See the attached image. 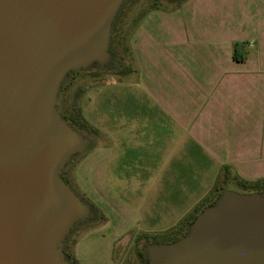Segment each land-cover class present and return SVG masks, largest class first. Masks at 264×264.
Returning <instances> with one entry per match:
<instances>
[{"label":"rangeland","instance_id":"1","mask_svg":"<svg viewBox=\"0 0 264 264\" xmlns=\"http://www.w3.org/2000/svg\"><path fill=\"white\" fill-rule=\"evenodd\" d=\"M212 1L202 0L198 4V0H123L111 21L107 57L88 63L76 61L61 77L51 108L73 147L56 155L52 174L71 193L78 209L77 220L59 233L52 246L53 253L64 264L68 262L61 258L60 244L79 264H141L137 251L142 249L145 253L147 244L154 242L152 237L144 238V234L163 235L201 202L211 200L217 205L224 193L253 195L264 200V188L245 190L241 181L252 180L239 175L230 177L233 172L226 170L212 193L209 184L215 178L210 163L204 161L186 162L182 171L181 162H173L175 167L170 164V169L165 168L164 172H161L164 162L160 160L143 161L147 162L145 168L133 160L124 164L110 162L114 153L108 152V128L104 124L115 99L119 109L124 106L125 110H140L141 106V97H125V81L139 84L143 72L140 58H146L147 69L154 67L150 75L157 74L158 67L161 71L165 31L181 24L180 18L182 24L190 22L187 15L177 14L180 7L192 10V7L205 9L207 2L217 3L215 8L231 4V0ZM126 66L134 72L121 73ZM99 123L106 128L96 134L94 126ZM93 139L96 149L103 146L100 150H94ZM134 144L141 145L136 141ZM153 173H160L158 179L149 178L148 174ZM226 175L230 177L228 182ZM158 181L159 187L152 185ZM78 198H85L86 205ZM88 199L99 207H92ZM191 231L192 227L181 239L189 237ZM63 235L66 238L61 241ZM148 261L151 264V253Z\"/></svg>","mask_w":264,"mask_h":264},{"label":"water","instance_id":"2","mask_svg":"<svg viewBox=\"0 0 264 264\" xmlns=\"http://www.w3.org/2000/svg\"><path fill=\"white\" fill-rule=\"evenodd\" d=\"M108 2L0 0V264H64L52 246L72 216L73 196L47 184L44 160L68 150L70 137L47 121L46 89L59 61L95 49ZM113 16L102 55L77 62L107 57ZM224 194L226 203L199 242L164 264H264V200ZM165 245L171 244L155 245L150 253Z\"/></svg>","mask_w":264,"mask_h":264},{"label":"crops","instance_id":"3","mask_svg":"<svg viewBox=\"0 0 264 264\" xmlns=\"http://www.w3.org/2000/svg\"><path fill=\"white\" fill-rule=\"evenodd\" d=\"M208 2L205 9L179 8L190 22L180 18L165 31L161 71L150 75L154 67L147 69L140 58L139 84L125 81V97H141V106L119 109L115 99L108 121L101 122L114 153L110 162L133 160L145 168L143 161L160 160L164 172L173 162H181L182 171L186 162L204 161L215 178L212 188L224 170L264 180V0H231L220 8ZM236 43L243 46L241 59L233 57ZM105 128L99 123L94 133ZM95 145L93 139L100 150L101 139L102 147Z\"/></svg>","mask_w":264,"mask_h":264},{"label":"bare ground","instance_id":"4","mask_svg":"<svg viewBox=\"0 0 264 264\" xmlns=\"http://www.w3.org/2000/svg\"><path fill=\"white\" fill-rule=\"evenodd\" d=\"M121 0H109L107 6L104 9L103 15L100 18L99 25H98V30H97V35H96V40H95V49H93L91 54L88 55H82V56H76L75 54H68L63 60L59 61L58 64L56 65L55 69L53 70L51 77L48 81L47 89H46V96H45V105L47 109V121L49 123L54 124L57 127H60L59 125V120L54 111L51 108V99L53 96V93L56 89V87L59 84V81L65 71L78 59H84L88 60L91 59L92 57H97L102 55V50H103V45H104V40L106 36V28L108 26V23L118 5V3ZM61 128V127H60ZM65 133L66 131L61 128ZM67 135V133H66ZM68 137L69 134H68ZM72 141L70 138V148H72ZM57 154H52L48 155L45 157L44 160V167H45V179L47 184L54 189H60L63 190L64 192L68 193V190H66L61 184H58L56 177L52 174V167H53V162L55 161ZM71 196V194H69ZM72 198V197H71ZM259 199L256 198H250V201H257ZM72 201L74 202V210L72 213V216L68 222L65 224L61 225L57 231L56 235L64 230L66 226L71 223L76 216L78 215V209L76 206L75 199L72 198ZM227 197L221 199L219 204L216 206H211L208 207L201 215L200 217L196 220L192 233L189 237L186 239L176 243V244H171V245H165V246H160L156 247L152 250L151 252V264H164V261L166 260L167 256L172 255L174 253H178L187 249H190L191 247L195 246L197 242L202 238L204 235L206 228L208 226V223L210 219L215 216L223 207V205L226 203ZM56 238H54L55 240Z\"/></svg>","mask_w":264,"mask_h":264},{"label":"trees","instance_id":"5","mask_svg":"<svg viewBox=\"0 0 264 264\" xmlns=\"http://www.w3.org/2000/svg\"><path fill=\"white\" fill-rule=\"evenodd\" d=\"M110 36V35H109ZM243 46L240 43H236L234 45V51H233V57L235 59H241L244 57L243 54ZM107 52L108 48H107ZM132 70L130 66H126L125 68L121 69V73L127 74ZM228 175H226L225 180L229 179ZM64 180V178L62 177ZM66 183V181L64 180ZM67 184V183H66ZM241 184L245 187V190H262L264 188V181L258 180L256 182H247V181H241ZM217 187V184L214 186L212 193L215 192ZM81 202L83 204L86 203L85 198L82 199L80 198ZM90 201V204L92 207L98 208L97 204L93 202L91 199H88ZM215 201H203L199 205L195 206L188 214H186L175 226L169 228L164 232L163 235H155L152 233H145L144 238L150 239L151 237L154 239V242H152L150 245L147 244V250L146 253L142 252V249H139V256L141 258V264H149L148 257L150 250L153 246L155 245H164V244H170V243H175L179 241L183 236L186 235L187 232H189L190 228L192 227L194 221L196 218L202 213V211L211 205H214ZM86 205V204H85ZM143 235V234H142ZM160 237L159 239L156 237ZM66 238V235L63 236L61 241H63ZM62 248V257L64 260H66L69 264H79L78 259L75 256H70L69 252L64 250V248L60 244V249ZM71 258V259H70Z\"/></svg>","mask_w":264,"mask_h":264},{"label":"flooded vegetation","instance_id":"6","mask_svg":"<svg viewBox=\"0 0 264 264\" xmlns=\"http://www.w3.org/2000/svg\"><path fill=\"white\" fill-rule=\"evenodd\" d=\"M147 247V246H146ZM145 247V253H146V250H147V248ZM138 252V251H137ZM142 252H144V250H142ZM138 255H139V252H138ZM139 258H140V256H139ZM140 261H141V258H140ZM142 262V261H141Z\"/></svg>","mask_w":264,"mask_h":264}]
</instances>
